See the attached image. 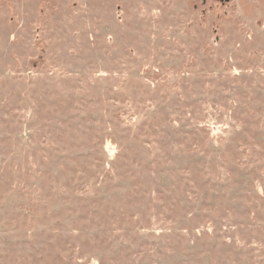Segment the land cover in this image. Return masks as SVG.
<instances>
[{
  "label": "rangeland",
  "instance_id": "rangeland-1",
  "mask_svg": "<svg viewBox=\"0 0 264 264\" xmlns=\"http://www.w3.org/2000/svg\"><path fill=\"white\" fill-rule=\"evenodd\" d=\"M0 264H264V0H0Z\"/></svg>",
  "mask_w": 264,
  "mask_h": 264
}]
</instances>
